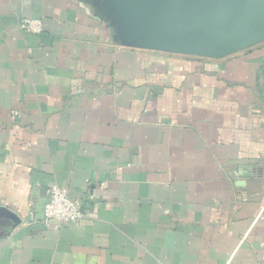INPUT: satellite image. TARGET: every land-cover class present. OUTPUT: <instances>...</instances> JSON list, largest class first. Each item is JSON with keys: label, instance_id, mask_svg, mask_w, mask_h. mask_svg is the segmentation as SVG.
<instances>
[{"label": "crops", "instance_id": "crops-1", "mask_svg": "<svg viewBox=\"0 0 264 264\" xmlns=\"http://www.w3.org/2000/svg\"><path fill=\"white\" fill-rule=\"evenodd\" d=\"M51 185L83 219L43 223ZM0 207V264H264V42L144 49L115 0H0Z\"/></svg>", "mask_w": 264, "mask_h": 264}, {"label": "water", "instance_id": "water-1", "mask_svg": "<svg viewBox=\"0 0 264 264\" xmlns=\"http://www.w3.org/2000/svg\"><path fill=\"white\" fill-rule=\"evenodd\" d=\"M115 1L140 48L219 58L264 42V0Z\"/></svg>", "mask_w": 264, "mask_h": 264}, {"label": "built area", "instance_id": "built-area-1", "mask_svg": "<svg viewBox=\"0 0 264 264\" xmlns=\"http://www.w3.org/2000/svg\"><path fill=\"white\" fill-rule=\"evenodd\" d=\"M21 30L40 34L43 26L38 18L24 17L19 22ZM85 216L81 202L69 196L66 188L51 185L48 200L43 206L41 220L43 223L57 221L62 223H75Z\"/></svg>", "mask_w": 264, "mask_h": 264}]
</instances>
